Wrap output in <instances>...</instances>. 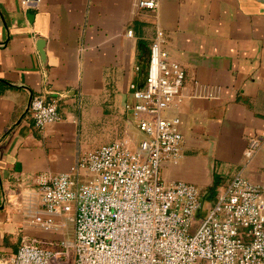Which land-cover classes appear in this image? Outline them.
<instances>
[{"label":"crops","instance_id":"0c3cea01","mask_svg":"<svg viewBox=\"0 0 264 264\" xmlns=\"http://www.w3.org/2000/svg\"><path fill=\"white\" fill-rule=\"evenodd\" d=\"M139 1L0 0V258L21 244L59 250L73 241L63 216L54 231L33 222L45 215L36 176L136 141L126 105L135 102L130 85L144 87L157 28L186 74L180 101L162 112L179 118L183 136L163 179L193 183L213 204L237 174L264 184V0H160L157 11ZM35 96L55 100L61 120L37 128ZM251 139L259 147L246 158Z\"/></svg>","mask_w":264,"mask_h":264},{"label":"built area","instance_id":"2783aa9c","mask_svg":"<svg viewBox=\"0 0 264 264\" xmlns=\"http://www.w3.org/2000/svg\"><path fill=\"white\" fill-rule=\"evenodd\" d=\"M159 1L138 5L157 11ZM185 76L157 28L144 87L131 84L135 102L126 105L140 141L135 148L114 141L79 153L67 172L38 174L45 215L33 222L54 231L63 216L74 225L73 241H61L59 250L21 244L0 264H66L71 249L73 264H264V184L237 174L205 208L195 184L161 175L181 158L180 120L162 112L180 101ZM28 111L37 128L61 120L56 101L44 96L33 97ZM258 147L249 140L245 157Z\"/></svg>","mask_w":264,"mask_h":264},{"label":"rangeland","instance_id":"374dc122","mask_svg":"<svg viewBox=\"0 0 264 264\" xmlns=\"http://www.w3.org/2000/svg\"><path fill=\"white\" fill-rule=\"evenodd\" d=\"M116 139H119V137H117ZM140 139H141L140 134H138V136L136 138V141L134 143L130 142L127 139L125 141L128 144V146H130L131 148H135L136 145L138 144V142L140 141ZM103 143H105V142H99V146L103 145ZM203 201H204L205 208H206V207H209V203L213 204L214 199H211L210 197H207V198L205 197V198H203ZM66 264H73V252H72V249L70 251V256L68 257Z\"/></svg>","mask_w":264,"mask_h":264},{"label":"water","instance_id":"95a60500","mask_svg":"<svg viewBox=\"0 0 264 264\" xmlns=\"http://www.w3.org/2000/svg\"><path fill=\"white\" fill-rule=\"evenodd\" d=\"M43 43H44L43 40H39V42H38V50H39V53L41 54L42 58H43V51L41 50V47L43 46ZM30 102H31V100H30ZM30 102H29V104H30ZM28 108H29V105H28Z\"/></svg>","mask_w":264,"mask_h":264}]
</instances>
